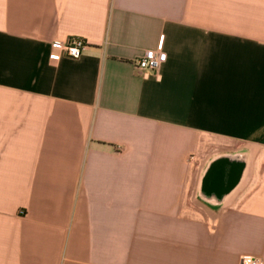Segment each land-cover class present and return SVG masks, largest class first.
Masks as SVG:
<instances>
[{
	"label": "crops",
	"instance_id": "crops-1",
	"mask_svg": "<svg viewBox=\"0 0 264 264\" xmlns=\"http://www.w3.org/2000/svg\"><path fill=\"white\" fill-rule=\"evenodd\" d=\"M223 155L244 167L210 205ZM242 255L264 263V0H0V264Z\"/></svg>",
	"mask_w": 264,
	"mask_h": 264
},
{
	"label": "water",
	"instance_id": "water-1",
	"mask_svg": "<svg viewBox=\"0 0 264 264\" xmlns=\"http://www.w3.org/2000/svg\"><path fill=\"white\" fill-rule=\"evenodd\" d=\"M243 167L242 155H223L213 159L201 177V199L210 205L222 203L239 180Z\"/></svg>",
	"mask_w": 264,
	"mask_h": 264
},
{
	"label": "built area",
	"instance_id": "built-area-1",
	"mask_svg": "<svg viewBox=\"0 0 264 264\" xmlns=\"http://www.w3.org/2000/svg\"><path fill=\"white\" fill-rule=\"evenodd\" d=\"M52 48L56 49L70 59H78L83 49L85 41L81 38H69L65 42L53 41ZM166 55L157 50H147L135 62V68L140 72H156L159 67L165 62ZM239 264H264L261 258L252 255H242Z\"/></svg>",
	"mask_w": 264,
	"mask_h": 264
}]
</instances>
